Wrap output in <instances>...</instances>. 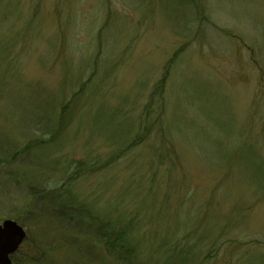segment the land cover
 Returning <instances> with one entry per match:
<instances>
[{"label": "rangeland", "instance_id": "1", "mask_svg": "<svg viewBox=\"0 0 264 264\" xmlns=\"http://www.w3.org/2000/svg\"><path fill=\"white\" fill-rule=\"evenodd\" d=\"M181 46L160 139L70 183L74 161L105 163L126 146ZM55 197L82 207L78 222ZM5 219L28 235L13 264H152L165 248L200 264H264V0H0ZM100 226L130 228L137 246L108 249Z\"/></svg>", "mask_w": 264, "mask_h": 264}, {"label": "trees", "instance_id": "2", "mask_svg": "<svg viewBox=\"0 0 264 264\" xmlns=\"http://www.w3.org/2000/svg\"><path fill=\"white\" fill-rule=\"evenodd\" d=\"M183 46H181L179 49H177L171 57L167 60V62L164 64L163 67V72L160 75V77L153 83V86L148 94V98L145 101V103L142 105V110L141 113L137 116L135 119V129L136 131L131 137H128V141L126 143V146L124 147H119L115 151V155L111 156V158L108 160V162H103L99 164L97 161L93 160H80V161H74V169H72V172L69 173L66 179H69L70 183H74L77 181L79 178H83V176L90 175L92 173L100 172L103 171L107 166H109L113 161L115 162L116 160L120 159L121 157H124V155L130 151L132 148L139 146L141 143L145 142L151 135H154L157 140L160 139L157 136L160 135V133L163 131L162 129V118L165 113V94L166 93V85L168 81V69L171 66L172 62L178 55V53L182 50ZM83 86V85H82ZM79 88V90H82ZM74 96H77V94H74ZM71 98V99H72ZM70 99L68 102H65L60 113V118L58 120V124L56 125V128L53 130L54 135L58 134L59 131L61 132L64 128L66 123L68 122L69 119H71L72 114H67L65 113V110L69 108ZM128 125V124H126ZM123 130V128H122ZM131 132V128L128 130H124L122 132V135L120 136L121 138H125L129 133ZM130 136V134H129ZM45 142L44 140H41V143ZM35 143V142H34ZM161 143V142H160ZM31 144L26 145L25 147L21 149H16L12 151V155L10 156V159H6L5 162H9L12 159H14L18 154H21L24 150L30 148ZM162 144V143H161ZM162 150V145L158 147V145H155L154 147V154L156 156V162L161 163V159L159 160V157L162 152H160V155L158 156V151ZM158 163V164H159ZM65 179V180H66ZM51 192V191H50ZM41 195V196H40ZM38 196V200L42 198H45L46 195L40 194ZM54 196H58V194H55ZM56 201L59 203V211L58 214H60V217H64L68 221H79V218L81 217V210L82 207H76L77 202L72 198L68 197L66 200L62 202V200H59L55 197ZM93 221V217H90ZM91 221V222H92ZM94 222V221H93ZM131 223V222H130ZM95 225V224H94ZM93 225V226H94ZM116 228V226L114 225ZM90 228V227H89ZM113 229L111 233H109L108 230L106 229L102 230L101 226L98 228V231L96 234L102 235L104 234L103 240L105 242V246H107L108 249L114 250L117 245L118 247H122V241L125 240L128 244L126 247V251H130L131 249H135L134 247L137 246V243H134V246H130L128 243L129 241L127 240L130 238V236L127 235V232L130 233V228L126 229L125 232H122L121 230ZM126 228V227H125ZM102 230V232H101ZM123 233V234H122ZM124 234L127 236L125 237ZM108 237H107V236ZM28 239V237H27ZM124 242V241H123ZM215 242V241H214ZM165 243L167 241L163 240L160 247L163 248L165 246ZM23 247V244L22 246ZM159 248V247H157ZM117 250V249H116ZM166 250V248H165ZM163 251V256L160 258L159 261L154 262L152 264H200V260L198 261L196 255L192 250L187 251L186 253L180 254L181 251H173L172 249ZM172 251V252H171ZM118 253V252H117ZM19 254V252L17 253ZM118 256L121 257V255L118 253ZM19 262L18 264H20Z\"/></svg>", "mask_w": 264, "mask_h": 264}, {"label": "water", "instance_id": "3", "mask_svg": "<svg viewBox=\"0 0 264 264\" xmlns=\"http://www.w3.org/2000/svg\"><path fill=\"white\" fill-rule=\"evenodd\" d=\"M26 237L21 225L12 219L0 223V264H11V256Z\"/></svg>", "mask_w": 264, "mask_h": 264}, {"label": "flooded vegetation", "instance_id": "4", "mask_svg": "<svg viewBox=\"0 0 264 264\" xmlns=\"http://www.w3.org/2000/svg\"><path fill=\"white\" fill-rule=\"evenodd\" d=\"M11 260H12V263H13V257H11ZM18 261H19V260H18ZM19 262H20V261H19ZM25 263H26V264H31V263L33 264L34 262L31 261V262H29V263H28V262H25ZM14 264H17V263L15 262Z\"/></svg>", "mask_w": 264, "mask_h": 264}]
</instances>
